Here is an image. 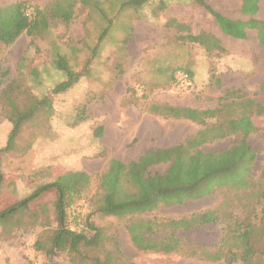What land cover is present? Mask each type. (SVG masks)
I'll return each instance as SVG.
<instances>
[{
	"label": "rangeland",
	"instance_id": "obj_1",
	"mask_svg": "<svg viewBox=\"0 0 264 264\" xmlns=\"http://www.w3.org/2000/svg\"><path fill=\"white\" fill-rule=\"evenodd\" d=\"M57 1L0 0V8L22 2L33 16L44 11L48 17V25L42 24L32 36L23 32L12 43L0 41V149L7 145L13 128L9 120L12 101L20 109L34 97L48 96L52 103L51 110H40L23 124L10 150L0 152L2 171L13 180V190L2 194L0 205L11 198L26 199L62 171H85L91 183L73 207L85 200L89 222L102 232L100 245L87 252L103 257L109 253L111 264H203L211 260L208 254L218 250L235 221L245 222L252 196L223 186L199 199L120 218L95 211L99 177L111 158L129 162L136 156L132 150L140 146L139 136L152 137L146 149L173 141L160 148L171 147L196 134L200 125L163 115L165 105L216 108L227 90L237 91L234 97L264 102V45L257 31L249 29L245 39L226 35L215 17L194 0H147L139 7L129 0H78L69 23L50 14ZM207 1L231 18L249 19L240 11L241 0ZM260 5L257 16L264 19V0ZM35 18L40 20L38 15ZM202 31L218 38L225 50L208 53L199 43L183 38ZM59 54L67 57L73 70L83 71V76L69 90L54 93V86L66 78L55 67ZM180 69L192 76V88L175 84L174 72ZM252 119L258 127L249 137L257 154L252 174L259 180L264 167V115ZM136 122L141 123L138 137L135 130L129 131ZM237 138L230 135L200 148L221 151ZM168 167L162 163L150 170L163 173ZM56 196V191H50L41 203H50ZM20 207L0 216V264H70L66 253L55 248L48 253L47 235L57 228L53 205L37 219L27 210L37 204ZM214 209H219L220 220L191 232L170 223ZM137 220L153 221L158 238L174 234L183 241L182 249L170 253L138 250L126 227ZM253 240L255 249L264 252V233ZM232 244L234 238L229 236L219 252H232ZM194 252L199 256H192ZM257 257L264 261V255Z\"/></svg>",
	"mask_w": 264,
	"mask_h": 264
},
{
	"label": "trees",
	"instance_id": "obj_2",
	"mask_svg": "<svg viewBox=\"0 0 264 264\" xmlns=\"http://www.w3.org/2000/svg\"><path fill=\"white\" fill-rule=\"evenodd\" d=\"M194 1L215 17L226 35L245 39L248 36V30L255 29L259 43L264 45V19L257 16L261 8L260 0H241L240 11L243 15L249 16L248 20L231 18L213 8L207 0ZM77 2L78 0H59L52 5L50 14L54 18H60L69 23L73 18ZM146 2L147 0H129L128 3L139 7ZM27 11L30 15H27ZM35 15H38L40 20H36ZM35 15L33 16V12L24 8L22 2L0 8V41L9 44L23 32L32 36L42 24L44 27L48 25L46 12L37 11ZM180 27L183 26L180 25ZM183 38L199 43L208 53L214 49L225 50L219 39L208 32L188 33ZM55 67L64 72L66 78L54 86V93L69 90L83 76V71L73 70L67 57L62 54H59L55 60ZM261 89L264 90V84ZM8 92L9 90H6L4 94L10 99ZM236 93L237 91L227 90L219 98V105L216 108L199 109L165 105L163 115L190 120L200 125V129L195 135L185 137L174 146L149 149L137 160L124 162L111 158L107 169L99 177L95 211L98 214L120 218L132 217L153 211L160 205L199 199L214 193L219 187L227 186L246 192L247 198L252 196L250 199L252 202L246 212L245 222L238 218L235 221V228L227 231L222 238V244L215 248L218 250L208 254V258L225 259L226 264L236 261L244 264H264V261L257 257L264 255V252L255 249L253 240V237H261L264 233V188H262L264 167L261 176L263 180L261 178L257 180L252 174L257 154L249 142L250 135L258 131L252 117L264 115V102L251 98L244 99L240 96L234 97ZM11 103L12 111L9 114V120L13 123V128L7 145L1 148L0 152L11 149L24 123L30 121L40 110L52 108L51 99L48 96L41 99L32 98L29 105L23 109L16 106L15 102ZM230 135H237L238 138L228 148L221 151H205L200 148L207 142ZM162 163L169 164L165 172H151V166ZM90 183L91 176L85 171H62L53 182L43 185L26 199L17 201L11 198L3 202L4 204L0 205V216L16 212L22 205L27 207L30 203H35L37 207L33 209L28 207L27 210H31L33 217L37 219L47 215L51 211L50 204H52L56 214L57 228L52 230L51 235H47L50 245L48 253L54 248L64 252L70 264H111L109 253L103 257L97 252H87L88 249L100 245L102 241V232L98 228H93L89 222L90 214L86 217V228L83 231L74 232L67 228L69 221L67 209L70 210L83 197ZM7 190H13V180L5 177L0 158V197ZM50 191H56L55 200L50 203H41L43 195ZM218 212L219 209L203 211L181 220H172L170 223L172 226H181L185 230H190L218 222L220 220ZM40 225H42L41 221ZM126 227L132 242L140 251L170 253L182 249L183 241L174 234L163 238L155 236L153 221L137 220L128 223ZM93 230L95 231L92 232ZM229 236L234 238L235 244L232 246L235 250L232 248V252H219L222 245L228 243ZM192 256H199L198 252H194Z\"/></svg>",
	"mask_w": 264,
	"mask_h": 264
},
{
	"label": "built area",
	"instance_id": "obj_3",
	"mask_svg": "<svg viewBox=\"0 0 264 264\" xmlns=\"http://www.w3.org/2000/svg\"><path fill=\"white\" fill-rule=\"evenodd\" d=\"M27 15L30 12L27 11ZM175 84L182 89H189L194 86V80L186 70H176L174 72ZM78 207L71 208L67 228L74 232H81L86 228L85 220L87 217L88 205L85 200H81Z\"/></svg>",
	"mask_w": 264,
	"mask_h": 264
},
{
	"label": "crops",
	"instance_id": "obj_4",
	"mask_svg": "<svg viewBox=\"0 0 264 264\" xmlns=\"http://www.w3.org/2000/svg\"><path fill=\"white\" fill-rule=\"evenodd\" d=\"M261 10V8H260ZM140 122H136V125L133 126L131 129H129V131H134L135 130V134L134 136L135 137H138L137 135V132L139 131V128H140ZM139 127V128H138ZM151 127V126H150ZM154 135V134H153ZM152 135V136H153ZM169 137V136H168ZM140 139H142V141L140 140V142L137 144V145H140V146H134L133 147V150H132V154H136V156H132L130 157L129 161H132V160H137L143 153H145L147 150L149 149H157V148H160V147H166L168 146L169 144H174L172 142H169L167 143V145L163 146V145H160L159 147L157 148H152V147H148L146 149H144V147L147 145V143L149 142V145H150V140L152 137H146L145 135H142V136H139ZM3 164V163H2ZM3 169V168H2ZM4 170V169H3ZM5 172V171H4ZM207 224L203 225V226H200V227H196V228H192L190 230H187L186 232H191V231H194V230H197V229H200L201 227H204L206 226ZM191 238V237H190ZM197 238V236L195 237ZM195 238H191V240L194 239V241L196 240ZM153 252H156V251H153ZM202 262V261H201ZM197 263V262H195ZM238 263H241V264H244L243 262L241 261H236V262H233L232 264H238ZM203 264H226L225 262V259H219V260H208V261H204Z\"/></svg>",
	"mask_w": 264,
	"mask_h": 264
}]
</instances>
